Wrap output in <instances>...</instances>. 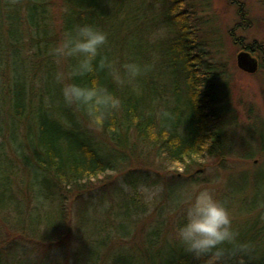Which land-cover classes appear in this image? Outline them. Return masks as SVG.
<instances>
[{"label": "trees", "instance_id": "16d2710c", "mask_svg": "<svg viewBox=\"0 0 264 264\" xmlns=\"http://www.w3.org/2000/svg\"><path fill=\"white\" fill-rule=\"evenodd\" d=\"M19 1L25 4L23 26L12 9L15 3L0 0V217L14 231L40 244L60 238L70 227L67 193L83 195L93 190L97 179L128 166L136 144L153 151L169 169L181 167L183 175L192 182L197 179L194 172L201 170L204 157H223L227 153L217 100L212 94L213 75L183 0H161L163 27L172 33L162 41L160 51L163 66L172 69L170 87H159L158 52L152 57L144 37L133 28L134 15L141 8L136 0L64 1L62 35L78 24H92L107 34L127 31L125 41L113 42L108 34V41L94 62L96 70L73 78L89 85L97 80L120 98V106L109 110L100 125L92 122L85 108L64 102L53 56L44 55L50 54L53 46L45 0ZM23 30L28 33L34 53L30 57L23 53ZM258 48L264 54L262 45ZM102 57L114 61L117 67L128 61L150 67L130 82L120 84L107 67L99 66ZM75 63V58L65 59L63 71H69ZM180 96L182 101L176 103ZM90 123L108 142L96 136ZM9 145L12 152L7 149ZM21 191L26 193L25 199ZM122 197L116 205L113 202L109 206H113L111 221L104 220L100 227V222L93 225L92 229L104 236L89 239L90 243L83 232L86 213L78 215L77 229L86 244L82 252L78 245L74 253L77 264H205L206 256L194 257L178 241L158 245L159 227L158 232L157 227L148 231L144 253L105 251L111 238L131 232L129 221L136 214V197ZM179 199H174V203ZM24 200H30L31 205H25ZM44 202L56 203L59 215L30 218L28 210L32 206L37 209ZM86 207L89 210L91 206ZM254 207L264 210V204ZM10 234L0 229V264H51L46 259L32 258L16 241H10ZM248 234L255 235L250 226ZM263 238L264 235L259 240ZM157 246L158 253L154 254ZM101 247L106 248L100 251ZM223 247L225 255L218 264H264V246L260 250L249 246L242 251L230 244Z\"/></svg>", "mask_w": 264, "mask_h": 264}, {"label": "rangeland", "instance_id": "374dc122", "mask_svg": "<svg viewBox=\"0 0 264 264\" xmlns=\"http://www.w3.org/2000/svg\"><path fill=\"white\" fill-rule=\"evenodd\" d=\"M12 1L15 3L12 4V9L18 18L17 21L23 26L26 19L25 4L19 0ZM64 1L45 0L53 46L63 38L61 20ZM183 1V5L191 14L190 19L195 23L198 39L202 42L203 52L206 54V64L213 75L212 94L217 100L227 153L223 157H204L201 170L194 172L197 179L192 182L188 175H183L181 167L169 169L153 151L136 144L130 152L133 156L130 157L128 166L97 179L93 190L83 195L67 193L69 198L66 214L70 227L52 243H36L14 231L11 225L0 217V229L6 235L11 233L10 241H16L19 247L25 248L35 260L46 259L51 264H77L74 253L79 248L78 245L82 247L79 249L82 252L86 239L89 242L104 236L92 227L99 222L100 227L104 220L109 222L113 219L110 216L113 206L111 209L109 206L113 205V202L116 205L118 200L123 198L122 195L129 197L133 194L136 197V214L129 221L131 232L128 236H114L107 241L108 248L105 250L106 247H101L100 251L115 252L122 249L120 251L144 253L148 231L153 227H157V232L159 227L158 245L173 244L178 241L175 229L184 219L186 205L182 203L183 192L191 184L211 188L216 198L228 207L233 228L239 233L241 242L247 243L251 249L260 250L264 246V238L259 240V237L264 235V210L254 207L264 204V65L255 72L247 73L236 64V54L241 50L239 43L262 45L264 49V0ZM136 2L141 8L134 15L136 25L133 24V28L137 30L138 35L144 37V41L151 48L152 57L158 52L159 87H170L172 69L163 66L160 51L162 41L172 33L167 27H163L161 20L165 17L161 0ZM148 23L150 25L146 26ZM126 33L123 29L117 34L114 31L108 34L115 42L125 41ZM27 34L23 30V53L30 57L34 53L30 50ZM257 54L261 59L262 52ZM44 55L52 57L50 54ZM52 61L56 65V73L63 71L65 60L57 63L52 57ZM177 101L181 102L182 96L175 100L176 103ZM88 126L102 142H108L97 127L91 123ZM7 149L12 152L10 145ZM145 187L155 191L156 195L148 198L142 191ZM20 195L25 199L26 193L21 191ZM176 198H180L177 204L174 203ZM24 204L29 207L31 202L24 200ZM88 204L91 206L89 210L86 207ZM51 213L55 217L59 215L56 203L49 205L44 202L43 206L37 209L32 206L28 210L30 218L37 215L51 216ZM80 213H86L83 219L87 224L83 229L86 239H83L84 235L81 237V230L77 229V217ZM248 226L256 236L246 235ZM247 236H252L253 239H248ZM153 252L158 253V246L153 248Z\"/></svg>", "mask_w": 264, "mask_h": 264}, {"label": "clouds", "instance_id": "9594fccd", "mask_svg": "<svg viewBox=\"0 0 264 264\" xmlns=\"http://www.w3.org/2000/svg\"><path fill=\"white\" fill-rule=\"evenodd\" d=\"M107 41L105 31L92 24H78L65 32L63 38L50 48V55L57 63L75 58L76 63L70 66L69 71L56 73V80L62 85L64 102L85 108L95 125L102 124L109 110L118 108L121 100L97 80L89 85L77 83L73 78L96 70L97 64L94 62ZM99 66L107 67L113 79L120 84L130 82L150 67L136 61H128L117 67L107 57L99 60ZM142 191L148 198L156 195L155 191L146 187ZM182 203L186 205L184 219L177 225L175 237L194 257L206 256L205 264H218L225 255L223 245L230 244L241 251L249 247L238 240L239 233L233 228L228 207L216 198L211 188L197 184L187 186Z\"/></svg>", "mask_w": 264, "mask_h": 264}, {"label": "water", "instance_id": "95a60500", "mask_svg": "<svg viewBox=\"0 0 264 264\" xmlns=\"http://www.w3.org/2000/svg\"><path fill=\"white\" fill-rule=\"evenodd\" d=\"M236 63L241 70L249 73L255 72L258 68L257 59L246 50H241L237 53Z\"/></svg>", "mask_w": 264, "mask_h": 264}, {"label": "flooded vegetation", "instance_id": "af4514ba", "mask_svg": "<svg viewBox=\"0 0 264 264\" xmlns=\"http://www.w3.org/2000/svg\"><path fill=\"white\" fill-rule=\"evenodd\" d=\"M236 43V41H235ZM239 47L241 50H246L248 51L252 56H254L256 59H257V62H258V69L260 68V66L263 64L264 65V54L262 52V50H259L258 48V45L256 44H248V45H245V44H242V43H239ZM262 52V57L261 59H259V55L257 54L258 52ZM246 72V71H244ZM249 73V72H247Z\"/></svg>", "mask_w": 264, "mask_h": 264}]
</instances>
